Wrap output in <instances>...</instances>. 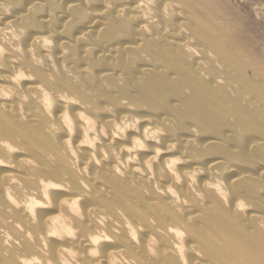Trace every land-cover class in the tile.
<instances>
[{
	"label": "bare ground",
	"instance_id": "obj_1",
	"mask_svg": "<svg viewBox=\"0 0 264 264\" xmlns=\"http://www.w3.org/2000/svg\"><path fill=\"white\" fill-rule=\"evenodd\" d=\"M223 14L0 0V264H264V47Z\"/></svg>",
	"mask_w": 264,
	"mask_h": 264
},
{
	"label": "rangeland",
	"instance_id": "obj_2",
	"mask_svg": "<svg viewBox=\"0 0 264 264\" xmlns=\"http://www.w3.org/2000/svg\"><path fill=\"white\" fill-rule=\"evenodd\" d=\"M214 2L224 13L226 22L233 27L234 32H239L249 41H253L257 44L256 47H264V0H214Z\"/></svg>",
	"mask_w": 264,
	"mask_h": 264
}]
</instances>
